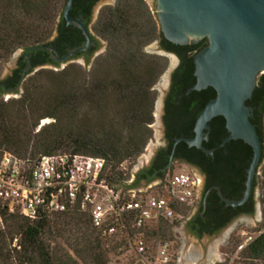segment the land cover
<instances>
[{
	"label": "trees",
	"instance_id": "1",
	"mask_svg": "<svg viewBox=\"0 0 264 264\" xmlns=\"http://www.w3.org/2000/svg\"><path fill=\"white\" fill-rule=\"evenodd\" d=\"M98 1L73 0L69 16L83 19L84 26L88 28L92 9ZM47 5V0H0V54L6 59L17 50H26L31 61L29 76L38 66L58 65L51 60L48 52L28 49L47 45L53 47L59 56H64L68 50L85 42L78 29L66 25L61 11L55 27L56 37L41 43L43 39L37 33V24ZM92 30L106 42L107 47L105 54L95 59L89 78L83 77L81 70L74 65L58 72L41 69L23 81L18 99L0 101V150L24 159L38 121L52 119L54 123L34 135L32 149L36 154L51 156L66 143L72 148L71 154L104 160L109 182L122 185L124 178L118 168L122 163L137 158L151 137L149 126L153 121L155 104L152 88L166 68L163 58L143 54V46L156 40L164 51L175 54L180 60L164 102L163 123L167 147L159 152V158L162 166H165L168 165L174 140L193 138L195 119L204 105L215 97L211 88L185 94L195 82L192 58L206 46V40L194 46L182 47L168 43L157 31L144 0H118L113 7L102 8ZM95 44L97 41L94 37ZM96 48L89 50L93 52ZM25 63L21 55L13 77L0 84L6 88L12 87L13 79L18 80ZM43 82L44 85L41 84ZM245 104L253 110L264 105V73L258 77L252 97ZM84 109L86 111L82 112ZM250 122L255 126L262 145L260 166L264 160V118L256 117L253 112ZM208 126V141L202 145L214 151V163L218 164L219 169L203 170L207 177L217 179L219 191L225 199L239 200L244 189V162L248 166L251 150L241 141H230L220 146L227 136L221 117L212 119ZM81 127L87 133L78 132ZM90 128L98 131L100 136L92 135L88 131ZM173 158L185 161L199 158L204 161L206 156L180 142L175 146ZM154 170L151 169L150 173ZM145 177L146 174H139L137 182ZM163 178L164 173L156 176L158 180ZM255 187H258L256 175ZM249 203L248 208L225 207L219 202L218 195H214V210L226 213L218 226L225 225L240 214L252 215V196ZM199 211H202V207ZM187 212L188 209H185ZM0 215L7 217L5 222L13 223L7 224L11 241L13 235L19 237L18 250H13L18 264H108L109 252H116L121 247L114 241L104 240L89 226L86 216L78 208L30 222L17 214H7L0 204ZM206 216L207 212L203 217ZM203 217H195L199 227L196 225L194 228L192 225L195 222L192 221L188 224L191 233L198 238L204 232L210 234L213 231L204 228L206 222L202 220ZM58 240H64L70 254L57 244L51 246ZM242 255L253 262L264 260V230L246 246Z\"/></svg>",
	"mask_w": 264,
	"mask_h": 264
},
{
	"label": "water",
	"instance_id": "2",
	"mask_svg": "<svg viewBox=\"0 0 264 264\" xmlns=\"http://www.w3.org/2000/svg\"><path fill=\"white\" fill-rule=\"evenodd\" d=\"M72 4L73 0L66 1L62 10V18L67 26H72L81 32L85 42L75 49L68 50L64 56H59L53 47L47 45L28 49L33 52L38 50L48 52L51 60L58 63V71H60V66L71 63L78 54L86 53L89 48L94 46V37L89 27L84 26V20L69 16ZM107 4H111V0L98 1L92 9V16L97 6ZM154 12L157 31L168 43L182 47L194 46L202 40H206V46L194 54L192 58L195 82L185 94L193 91L200 92L207 88H211L215 93V97L204 105L195 119L193 138L174 140L166 169L171 166L175 146L180 142L201 151L205 155L212 156L213 151L205 149L202 144L208 141L210 131L208 124L212 119L221 117L224 120L227 136L221 141L220 146H224L230 141H241L250 148L251 158L245 170L244 189L241 198L239 200H227L219 189L215 188L218 198L225 207H242L249 201L253 193L256 175L258 187L254 190V200L257 210L262 166V163L259 166V162L262 145L255 126L250 122L253 109L245 103L251 99L256 81L264 73V0H155ZM55 37L54 31L52 40ZM97 44V49L93 55H100L101 42L97 41ZM156 50L157 48L154 51ZM21 52L27 63L21 71L19 82L14 89L4 90L0 97H17L15 92H20L21 84L28 76L31 61L26 50H21ZM160 54L172 60V63L174 62L172 57L163 55V52ZM89 62L90 58L88 61H85L83 57L78 58V64L89 66ZM52 67L49 65L38 66L32 72ZM10 72L6 71L5 78ZM170 74L171 70L161 75L162 85L156 90L157 103L153 109L156 125L150 127L155 147L146 145L144 152H149V158L140 159L137 173L148 165L156 150L163 147L164 126L161 116ZM162 180L137 182L135 178L133 187L135 195H145V189H160ZM199 205L200 200L196 197L193 216L196 214ZM255 219L256 211L250 217L236 219L226 226L220 234L204 235L199 238L185 229V224L188 222L186 220L176 233V235L180 234L181 237V264H212L213 260L221 262L218 256L219 243L226 245L232 228L242 225L252 228Z\"/></svg>",
	"mask_w": 264,
	"mask_h": 264
},
{
	"label": "built area",
	"instance_id": "3",
	"mask_svg": "<svg viewBox=\"0 0 264 264\" xmlns=\"http://www.w3.org/2000/svg\"><path fill=\"white\" fill-rule=\"evenodd\" d=\"M170 173L160 189L135 195L133 188L109 182L100 158L58 153L30 161L0 150V204L30 222L78 208L104 240L121 245L118 257L129 253L138 258L135 264H177L178 254L170 241L160 239V227L184 219L181 209L195 205L199 182L191 172ZM259 188L264 213V166ZM261 233H241L244 244ZM150 237L156 239L151 245Z\"/></svg>",
	"mask_w": 264,
	"mask_h": 264
},
{
	"label": "rangeland",
	"instance_id": "4",
	"mask_svg": "<svg viewBox=\"0 0 264 264\" xmlns=\"http://www.w3.org/2000/svg\"><path fill=\"white\" fill-rule=\"evenodd\" d=\"M117 1L118 0H111V4L97 6L94 13H93L91 23L89 25V30H90L91 34L95 37L96 41L101 42L100 55H92L90 58L89 66L78 64V58H76L75 60H72L71 63H69L65 66H60V71L69 65H74L75 67H77L81 70L83 77H85V78L90 77V73H91V70L93 68V64H94L95 59L99 56L104 55L106 52V47H107L106 42L93 33L92 26L95 23L100 10L104 7H113ZM63 2H64V0H47L48 5L44 9L45 11L42 13V15H40V17L38 18V24H37V26H38L37 33L39 35H41V38L43 39L41 43L48 42V41L52 40L54 31H55V27H56V23L60 17V14H61V11L63 8ZM144 3L146 6V9L149 12L150 17L155 22V26L157 29L155 12H154L155 0H144ZM94 16H95V19H94ZM156 43H157L156 40H152V41L146 43L142 48V53L147 55V56L160 57V58H163L165 60L166 68L163 71V73L161 74V75H163L170 70L172 60L162 56L159 52H157V50L154 51L157 48ZM21 53H22L21 50H17L15 52H13L6 59L3 57L2 54H0V79L5 78L6 71H12V69L14 68V62L21 55ZM44 70L52 71V72H58V67H52V68H48V69H44ZM36 72H38V71H36ZM36 72H32L30 74V76L28 75L26 77V79L28 77H31L32 75H34ZM161 75L158 78L154 87L152 88V90L155 93V104L157 103V91L156 90L162 85ZM41 84L44 85V82ZM21 92H22V89H20V92H17V97L2 96V97H0V101L7 102L10 100H16L20 97ZM155 104H154V107H155ZM85 111H86V109H84L82 112H85ZM152 118H153V121L149 127L156 125L154 112H153ZM54 122H55L54 120L47 119V118H43V119H40L38 121V124H37L36 128L34 129L33 134L31 135L33 138L30 142V145H29L27 152L24 154L25 158L23 160L36 161L38 158L42 157V156L36 154V152L33 151V149H32V142L34 141V135L36 133H38L42 128H44V127H46V126H48ZM77 122H78V120H77ZM85 130H86L85 128H82L81 130H78V132L87 133V132H85ZM88 131L90 133H92V135H95L96 137L100 136L99 132L96 131L95 129L90 128ZM146 145L155 147L154 141L152 138V134H151V137L149 138V140L147 141ZM145 147H144L142 153L137 158L122 163V165H120V167L118 168L119 172L122 173L123 178H124L122 185L127 186V185H131L134 183L133 177H134V175L137 174L140 159L149 158V152H144ZM71 149H72L71 146H67L65 143V146L61 147L57 151V153H55V154L69 153L71 151ZM55 154H53V155H55ZM20 159H22V158H20ZM263 166L264 165H262L261 168H263ZM182 171L189 172L183 166L176 165V166H174L172 171H170L171 172L170 174L179 173ZM194 208H195V205L192 208L181 209V213L184 216V219L182 221L175 222V223H164L160 227V237H161L160 239L170 241L173 245L174 252H176L178 254L177 255L178 258L176 260L177 264H181V237H180V234L176 235V233L178 232V230L181 228V226L183 225V223L186 220L189 221L193 217ZM185 209H188L187 213H185ZM7 214H9V213L7 212ZM9 215H12V214H9ZM6 218H7L6 216L0 215V264H18V261L16 260V257H15V252L13 250H14V248H16V250H18L17 244L19 241V237L16 235H13V239L11 241L12 236H10L8 234L7 224L12 225L13 223H10L9 221L5 222ZM263 230H264V213H263L262 206L260 204V188H259L255 224L253 225L252 228H250L247 225H242V226L232 228L230 230L226 245H224L222 250H221L222 255H223L221 262L217 261V262L212 263V264H264V260H258V261L253 262V261H250V260L244 258L242 253H243V251L247 245L244 244L245 238L241 236V233H246L248 235H252L256 231L259 232V231H263ZM154 240H156V239H154V237H150L149 238V245H151ZM55 244L64 248V250H67L65 243H64V240H58L56 243H52L51 246H54ZM220 245H221V243H219V247H220ZM239 246H243V248L239 250L238 249ZM67 251L69 254L71 253V251H69V250H67ZM221 251L219 250L218 253H220ZM119 258L120 257H118L116 252H114V251H110L108 254L109 262H117L118 264L119 263L120 264H128V263L135 264L136 262H138V258H136L135 256H133L129 253H125L120 258V261H119ZM80 264H82V263H80Z\"/></svg>",
	"mask_w": 264,
	"mask_h": 264
},
{
	"label": "flooded vegetation",
	"instance_id": "5",
	"mask_svg": "<svg viewBox=\"0 0 264 264\" xmlns=\"http://www.w3.org/2000/svg\"><path fill=\"white\" fill-rule=\"evenodd\" d=\"M91 19H92V14H91ZM156 44H157V46H156L157 47V52H159V53L163 52L164 53L163 55H165L167 57H172V59H174V62L171 64V68H170L171 74H170V77L168 78V81H167L168 85H167V89L165 91V95H164V99H163L162 116H161V120L163 122L164 102H165L166 97H167V95L169 94V91H170V87H171V84H172V75L175 72V70L178 68V66L180 65V60L175 54L167 52V51H164L161 48V46L159 45L158 42ZM97 46H98V44L97 45L95 44L91 48H94V47H97ZM96 49H95V51H96ZM95 51L90 52V50H88L86 53H84L80 57H83V59L85 61H88L89 58H91V56L93 55V53ZM21 55H22V53H21ZM19 57L15 60L14 68L12 69L10 74L4 79H0V82L5 81L6 79L13 77V72L18 69V59H19ZM76 58H79V57L76 56L73 59H76ZM23 61H25L27 63L26 60L23 59ZM26 63H25V65H26ZM56 64L58 65V63H56ZM22 69H21V71H22ZM20 75H21V72H20ZM19 78H20V76H19ZM19 78H18V80L17 79H13V84L14 85L12 87L6 88V87H4L3 84H0V95L3 94L4 90L14 89L17 86L18 82H19ZM19 88H20V86H19ZM17 92L18 91H16L15 93H17ZM253 112H255L256 117L261 116L262 118H264V105H262L260 107H257L255 110H253ZM163 126H164V123H163ZM162 141H163V147H161L158 150H156V152L154 153V155L150 159L148 165L145 166L143 169L139 170V172L136 175V181L138 179V175L139 174H146V177H145V179L140 180L138 182H152L154 180H158V179H156V176L158 174L164 173V177H165L166 173L168 171H172V169L176 165H181L184 168H186L189 172L195 174L197 176L198 180H199V188H198L197 197L200 200V205L198 207V210H197L196 214L185 224V229L189 233H191L189 225H188L189 222L190 221L195 222L194 224L192 223L193 224L192 226L194 228L197 227L196 225H198V221H197V219L195 217L199 216V215L203 217L205 212H207V216L203 217V219H202L204 222H206L204 228L208 229V230H213V231L210 234H207L206 232H204L200 237H202L204 235L212 236V235H215V234H220V232L226 226L231 224L236 219L242 218V217L246 218V217H250L251 216V215H248V214H240V215L232 218L231 220H229L225 225L219 227L218 225H219V223L223 222L222 220L225 219L226 213H225V211H220L219 213H217L214 210V206L212 205V201H214V195L217 196V191H216L215 188L219 189V187L217 185V179H214L213 177H207V175L204 172V170H207L209 168H215V169L217 168V169H219L218 164L216 165L214 163L215 162L214 161L215 160L214 159V151H213L212 156L205 155L206 159H204V161L200 160L199 158H197V159L196 158H192L193 161H185L183 159H174L173 158L171 166L168 169H166L167 165L162 166L160 158H159V152L161 150L166 149V147H167V142L165 140V128L163 129ZM263 155H264V146H263ZM208 158H210V159H208ZM154 168H155V170H154ZM246 168H247V164H246V162H244V177H245ZM151 169L154 170V171L150 173ZM218 177H219V175H217V178ZM255 188H253V193L251 195L252 198H253V202H254L253 214L256 211V203H255V200H254V190H255ZM204 201H205V204H203ZM219 202L222 203L220 200H219ZM249 206H250V203L248 201L242 207L248 208ZM201 207H202V211H199ZM198 227H199V225H198Z\"/></svg>",
	"mask_w": 264,
	"mask_h": 264
},
{
	"label": "bare ground",
	"instance_id": "6",
	"mask_svg": "<svg viewBox=\"0 0 264 264\" xmlns=\"http://www.w3.org/2000/svg\"><path fill=\"white\" fill-rule=\"evenodd\" d=\"M223 246H224L223 244L220 245V247H219V250H220V251L222 250ZM218 256H219V258H220V260H221L222 257H223V255H222V251H221L220 253H218ZM215 262H217V261H216V260H213L212 263H215Z\"/></svg>",
	"mask_w": 264,
	"mask_h": 264
},
{
	"label": "crops",
	"instance_id": "7",
	"mask_svg": "<svg viewBox=\"0 0 264 264\" xmlns=\"http://www.w3.org/2000/svg\"><path fill=\"white\" fill-rule=\"evenodd\" d=\"M135 178H136V175H134V177H133V181H134V183H135ZM134 183L133 184H131V185H127L126 187L127 188H133L134 187Z\"/></svg>",
	"mask_w": 264,
	"mask_h": 264
}]
</instances>
